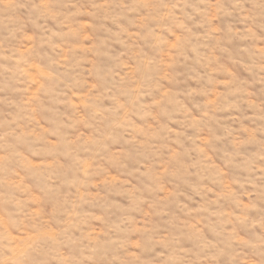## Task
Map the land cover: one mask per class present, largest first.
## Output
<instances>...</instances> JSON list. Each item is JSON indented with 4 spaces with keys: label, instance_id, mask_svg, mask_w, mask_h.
I'll list each match as a JSON object with an SVG mask.
<instances>
[{
    "label": "rangeland",
    "instance_id": "374dc122",
    "mask_svg": "<svg viewBox=\"0 0 264 264\" xmlns=\"http://www.w3.org/2000/svg\"><path fill=\"white\" fill-rule=\"evenodd\" d=\"M29 2L0 0V262L32 245L20 264H253L264 28L214 8L153 30L146 8L56 0L44 29Z\"/></svg>",
    "mask_w": 264,
    "mask_h": 264
},
{
    "label": "clouds",
    "instance_id": "9594fccd",
    "mask_svg": "<svg viewBox=\"0 0 264 264\" xmlns=\"http://www.w3.org/2000/svg\"><path fill=\"white\" fill-rule=\"evenodd\" d=\"M5 6L7 7L8 5ZM20 7H27L32 22L44 29L47 28L49 19L55 20L57 23L61 19V5L56 0H35V2L20 5ZM142 8L150 10L149 15L145 17V23L153 30L162 26L160 23L162 20L182 21L187 24L192 21L197 12L211 15L214 8L221 14L227 9L246 25L264 28V0H228L226 5L219 3L210 4L207 0H196L195 4L177 0L176 4L170 6L161 4L159 0H132V2H126V0H104L103 3L93 5L96 17L103 20H118L129 11ZM176 9L178 11H174ZM165 10L168 11L166 18L160 15ZM251 247L255 250V255L251 257L253 264H264V239L254 242ZM29 249L33 252L36 251L32 245H29L24 250L16 249L12 256L6 255L0 264H9V261H12L13 264H20L21 258L26 256ZM39 256L43 257V259L34 257L32 264H47L49 258H57L55 250L50 248L41 249Z\"/></svg>",
    "mask_w": 264,
    "mask_h": 264
}]
</instances>
